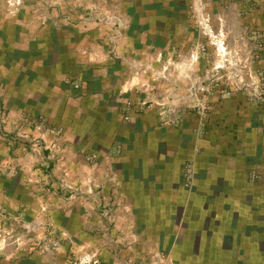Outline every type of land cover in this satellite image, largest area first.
Returning a JSON list of instances; mask_svg holds the SVG:
<instances>
[{"label":"crops","instance_id":"crops-1","mask_svg":"<svg viewBox=\"0 0 264 264\" xmlns=\"http://www.w3.org/2000/svg\"><path fill=\"white\" fill-rule=\"evenodd\" d=\"M70 1L130 26L113 59L107 25L67 24L46 10L50 0H28L20 19L2 4L0 220L40 214L43 246L58 228L76 253L100 264H264V101L253 102L254 88L264 99V0H207L210 35L197 26L191 0ZM202 43L205 59L195 68L186 58L184 73L192 88H212L206 109L178 126L151 111L126 112L131 99L175 102L174 91H159L177 86L174 56ZM40 117L43 129L33 123ZM36 140L58 149L36 150ZM64 175L81 195L56 191ZM101 207L112 209L109 221ZM0 264L51 261L42 251Z\"/></svg>","mask_w":264,"mask_h":264},{"label":"rangeland","instance_id":"rangeland-1","mask_svg":"<svg viewBox=\"0 0 264 264\" xmlns=\"http://www.w3.org/2000/svg\"><path fill=\"white\" fill-rule=\"evenodd\" d=\"M191 1H192V4L189 5V8L191 6L192 10L194 11L193 0ZM27 3H28V0H16L12 3H10L9 0H0V8L2 4H5V7H6L5 13L8 16H14L17 19H20V16L23 13V10L27 7ZM44 6L46 10L48 11L56 10L58 15L62 17L67 22V24H70L73 26L79 25L83 21H89L92 23H96L97 25L104 24V25L109 26L112 30L110 39L108 41V45L111 48L110 56L113 59H118L120 57L118 56L119 54L118 50L120 49L119 41L121 37L123 36V33H125L128 30L127 28L130 26V24L127 23L128 25L124 29L117 27L118 26L116 24L117 18H122L123 20H125L122 16H120L117 13L106 12L102 7H97V6L94 7L90 5H76L75 6L71 3L70 0H60L59 2L50 0V2H45ZM208 11H209V6L207 4L206 9L204 10L205 15L210 14ZM197 15L198 14L195 13V16ZM195 19L197 21L198 18L195 17ZM196 23H197V26L200 25L199 22H196ZM182 47L186 48L188 46L185 45V43H183ZM188 51L189 50H187V53H188L187 54L186 51L179 50L180 53L174 56L177 67L179 69L178 70L179 73H177L178 74L177 86L170 88L169 85L163 84V86H161V88L159 89L162 95L169 94L170 90H172V92L174 91L175 94L177 95V99L175 102H170L168 100H165L163 102L158 99H152L148 101H142V100L136 99L134 102L132 99L131 100L128 99L129 103L127 104L128 109L126 110V112H129L131 109H134V108L136 110V113H144L146 111H151L156 116H158V119L161 122V124L168 125V126H178L181 123H183L181 121L184 120L185 116L188 113L191 112L195 114L197 111H202L206 109L204 108L205 93L210 92L212 88L210 90H207V89L201 90L200 87L202 85H205L204 83L202 85L201 83H199V85L201 86H195L192 88L191 86L186 84L185 82L186 75L184 73V70L187 68L185 66L186 58H189L191 61H193L196 64L197 62H200V60H202L203 58L205 59V54H201L205 52L203 51L200 52L199 59L197 61H194L190 57V51L189 52ZM163 59H166V58L163 57ZM194 66L195 68H197L199 65L196 64ZM168 73H169V69L163 70V72H161L163 78L168 77L169 76ZM142 74H143L142 76L145 77L146 79L150 77L148 73L142 72ZM194 74H196L200 78L202 75V71L198 69L197 71H194ZM226 89L229 91L233 90V88H229V87ZM148 90L150 92H153L151 88H148ZM191 92H193V95L195 96L199 94L198 100H196L195 102H191L192 98L189 97ZM212 93L214 94L213 90H212ZM228 94H230V92H228ZM202 99H204V103L202 102L203 101ZM258 105H262V103H258ZM139 107L142 108V110L139 111V109H136ZM35 122L42 123L43 128H45L46 126L45 125L46 120H44V118L40 117L39 119H35L33 123L36 125ZM0 123L3 124L2 119H1V114H0ZM3 130L5 129L3 128ZM258 173L257 172L251 173L252 179L254 180L258 179L259 177ZM261 173L264 174V171H262ZM102 216L104 219L109 221L108 218H106L104 215ZM20 217L21 218L19 220L13 219V222H11L10 216L4 215L3 219L0 220V260L1 259L6 260L8 257H12V258L21 257L22 258L24 256H28V255L35 254V253L42 254V251H44V255L49 256L51 264H94L93 263L94 260H97L100 264V260L95 258V254L92 255L91 257L82 258L79 252L76 253L73 237L70 235L69 232L59 230L58 228L57 230L60 231V234L57 233V231H55L54 233H52L51 231L50 233L51 241L49 243V246L48 247L43 246L41 243V240L43 236H45V233L43 234V230H42V220H43L42 216L39 214L33 218L32 217L22 218V216ZM109 225H112V223ZM63 249H66L65 253L63 252ZM113 249L114 251H116V253H119L121 248L120 246H117L116 243H114ZM62 252L64 253V255L62 254ZM83 255H85L84 252H83ZM152 255H155V254L153 253L150 254V256ZM160 263L161 261L159 260L158 261L151 260V262H146L145 264H160Z\"/></svg>","mask_w":264,"mask_h":264},{"label":"built area","instance_id":"built-area-1","mask_svg":"<svg viewBox=\"0 0 264 264\" xmlns=\"http://www.w3.org/2000/svg\"><path fill=\"white\" fill-rule=\"evenodd\" d=\"M16 0H9L10 3L14 2ZM207 6V0H193V8H194V12L197 13L198 15L196 16L197 22L200 23L199 27H201L203 34L205 35H209L208 33V28L210 29V14L209 15H205L204 10L206 9ZM115 24V23H114ZM116 24L118 25V28L124 29L126 28V26L128 25L127 22L125 20H123L122 18H117ZM115 24V25H116ZM211 30V29H210ZM219 46L220 45H216V50H219ZM206 46H204V44H200L198 46V48L190 51V57L191 59H193L194 61H197L199 59V53L200 52H205ZM218 52V51H217ZM237 77L239 78V74H237ZM201 90H206V86L202 85ZM239 89V86L237 87ZM259 90H256V88H254L253 94H254V99L253 102L255 103H260L259 101L263 102L264 99L257 97L259 95L258 93ZM197 93V92H196ZM257 95V96H256ZM196 100H198V96L193 95V98L191 99V102H195ZM200 100V99H199ZM203 103H204V99H202ZM139 111L142 110V108H138ZM182 122V121H181ZM36 128L41 129L43 128V124L40 122H36ZM32 146L36 149L41 151L42 149H49L51 152H56V150L58 149V145L56 142L51 141L49 143H47L46 141L43 140L42 144L38 143V140L33 141ZM35 150V151H36ZM86 161L89 164L94 165V157L93 155H87L86 156ZM67 175L62 176L61 178L58 179L57 181V190L61 195H63L65 198L67 199H72L73 197H78L79 195H81V192L79 189H77L74 184L70 183L67 179H66ZM94 195V200L95 201H101V195L99 192H93L92 193ZM101 211H102V215H104L106 218H108V220L111 217V211L112 209L110 207H101ZM94 264H99V262L97 260H94L93 262Z\"/></svg>","mask_w":264,"mask_h":264},{"label":"bare ground","instance_id":"bare-ground-1","mask_svg":"<svg viewBox=\"0 0 264 264\" xmlns=\"http://www.w3.org/2000/svg\"><path fill=\"white\" fill-rule=\"evenodd\" d=\"M219 48H220V52H223V53L225 52V48L226 47L224 48V45L223 44H220Z\"/></svg>","mask_w":264,"mask_h":264}]
</instances>
